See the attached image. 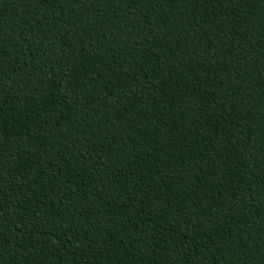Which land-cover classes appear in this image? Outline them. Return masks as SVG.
Returning <instances> with one entry per match:
<instances>
[{
  "label": "trees",
  "instance_id": "trees-1",
  "mask_svg": "<svg viewBox=\"0 0 264 264\" xmlns=\"http://www.w3.org/2000/svg\"><path fill=\"white\" fill-rule=\"evenodd\" d=\"M0 264H264V0H0Z\"/></svg>",
  "mask_w": 264,
  "mask_h": 264
}]
</instances>
